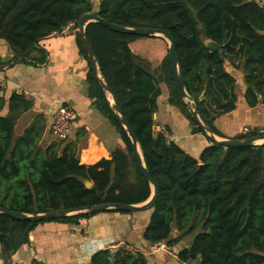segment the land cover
I'll use <instances>...</instances> for the list:
<instances>
[{"label": "trees", "instance_id": "obj_1", "mask_svg": "<svg viewBox=\"0 0 264 264\" xmlns=\"http://www.w3.org/2000/svg\"><path fill=\"white\" fill-rule=\"evenodd\" d=\"M255 1L0 0V39L9 45L15 61L28 58L43 38L69 23L76 27L81 16L93 12L114 25L165 31L175 41L182 83L197 102L200 120L220 136L212 123L233 111L236 102L234 79L225 71L227 63L245 75L247 104L264 105V6ZM85 36L101 78L158 188L143 239L150 245L162 241L172 248L191 238L177 253L182 264H264V144L226 148L211 143L194 159L154 130L159 82H163L169 89V104L190 122L192 133H202L191 117L193 106L178 95L168 55L151 71L129 49L131 42L142 37L116 33L99 23L88 24ZM204 39L221 50H208ZM78 43L88 58L82 42ZM86 78L90 97L116 130L122 148L114 150L110 160L83 166L72 144L60 153V142L42 151L34 127L14 140L15 122L30 103L13 94L8 115L0 117V208L33 215L103 204L139 205L150 198L152 188L139 170L129 137L91 70ZM2 106L0 98V111ZM258 135L252 131L233 139ZM101 212L130 213L106 210L52 221L77 224ZM47 221L51 220H14L0 213V245L16 252ZM90 264L147 262L138 252L104 250L94 254Z\"/></svg>", "mask_w": 264, "mask_h": 264}, {"label": "crops", "instance_id": "obj_2", "mask_svg": "<svg viewBox=\"0 0 264 264\" xmlns=\"http://www.w3.org/2000/svg\"><path fill=\"white\" fill-rule=\"evenodd\" d=\"M258 1L264 6V0ZM78 40L77 27L66 33H54L40 40L28 58L14 61L11 48L0 39V98L3 100L0 117L8 115L9 99L13 94L24 97L30 103V108L16 120L14 140L29 127H34L39 132L37 145L44 151L59 142L50 131L54 111L60 106L71 108L76 118L71 124L68 138L59 143L58 153L65 145L72 144L79 164L90 166L101 160H110L111 153L122 148V143L114 127L99 112L89 95L86 78L89 70L96 76L89 58L81 53ZM150 40L154 39H136L129 44V49L146 61L151 71H156L168 55L169 44L167 46L165 39ZM96 68L97 78L102 79L97 65ZM225 71L234 79L236 102L233 111L213 121L212 126L220 135H214L217 140L233 139L241 135L245 127L253 131L264 128V105L259 103L250 107L247 104L243 71L240 68L233 69L228 63ZM159 88L160 95L153 115L154 130L160 127L167 129L173 138L172 142L197 159L211 142L203 133H192L190 122L169 104L167 85L159 82ZM103 93L110 102L111 96ZM150 212H101L81 219L77 224L52 220L43 222L29 234L28 244L11 255V263L34 264L41 261L45 264H90L94 254L104 251L108 243L122 241L133 252L142 254L147 264H182L177 260V253L189 245L191 238L189 243L181 241L170 248L171 254L151 252V245L143 239Z\"/></svg>", "mask_w": 264, "mask_h": 264}, {"label": "water", "instance_id": "obj_3", "mask_svg": "<svg viewBox=\"0 0 264 264\" xmlns=\"http://www.w3.org/2000/svg\"><path fill=\"white\" fill-rule=\"evenodd\" d=\"M90 23H99L108 29L120 33V34H126V35H134L138 37H162L164 38L169 46H168V59L169 64L171 68V72L174 79V84L176 87V90L178 92V95L180 98L186 102H189L193 108H189L190 114L194 122L196 123L197 127L201 130V132L209 139L211 143H214L218 146L226 147V148H245V147H254V146H260L264 144V135H258L254 137H249L245 139H227V140H217L214 135L210 132L209 128L202 123L198 116V109H197V102L192 100L186 93L184 85L182 83L181 74L179 72L178 64H177V58H176V52H175V41L171 37V35L165 31L161 30H155V29H140V28H126L118 25H114L112 23H109L103 19H101L96 13H89L86 15L81 16L76 23L77 27V34L80 37V40L83 44L84 49L86 50L87 56L89 58V61L93 67L94 74L96 76V79L101 86L102 90L106 93H108L111 96V101L108 102L114 116L116 117L119 124L122 126L124 131L126 132L127 136L129 137L131 144L133 146L134 156L137 161L139 170L144 177V179L150 184L152 188V193L150 198L142 205H122V204H115V205H97V206H91V207H85L81 209H74V210H65L61 209L58 211H52L47 212L44 214H33L28 215L24 213H17L8 211L5 209L0 208V213L11 218L14 220H20V221H29V222H42L45 220H53V219H60L64 217H68L71 215L76 214H90L93 212H99V211H106V210H116V211H125V212H135V211H144L149 210L154 205L158 198V188L156 183L151 179L147 169L145 168L142 160L141 153L139 151L136 138L127 124L124 117L121 115L119 110L117 109L115 102L112 98L111 92L108 89L107 85L104 83L102 79L97 78V68H96V62L93 56V53L89 47V44L86 40L85 36V28ZM205 47L212 51V52H218L221 50V47L216 44L215 42L211 40L204 39L203 41ZM85 187L87 189L91 188L90 182H85ZM11 255H13V252H9L4 246L0 245V261L1 264H12L11 263Z\"/></svg>", "mask_w": 264, "mask_h": 264}, {"label": "built area", "instance_id": "obj_4", "mask_svg": "<svg viewBox=\"0 0 264 264\" xmlns=\"http://www.w3.org/2000/svg\"><path fill=\"white\" fill-rule=\"evenodd\" d=\"M87 1L96 2L98 0H87ZM255 2L259 6H261L258 0H256ZM74 27H75L74 24L69 23L67 26L63 27L59 33H66ZM75 118H76V114L71 108L65 107V106L58 107L54 111L53 116H52V123H51V128H50L52 136L59 142L65 141L69 136L70 127H71L72 122L75 120ZM252 131L253 130L249 129L248 127H245L241 130V135H247L251 133ZM157 132L162 134L166 138L167 142L173 141L172 136L169 135V133H167L163 127L158 128ZM257 133L259 135H264V128H260L259 130H257ZM104 250L110 252L111 254L117 251H121V250L127 251V252L128 251L133 252L132 248L122 241L110 242L106 245ZM150 251L153 253L163 251L167 254H171L170 247L167 246L165 242H162V241L151 245ZM34 264H45V263L41 261H37Z\"/></svg>", "mask_w": 264, "mask_h": 264}, {"label": "rangeland", "instance_id": "obj_5", "mask_svg": "<svg viewBox=\"0 0 264 264\" xmlns=\"http://www.w3.org/2000/svg\"><path fill=\"white\" fill-rule=\"evenodd\" d=\"M260 2V1H259ZM261 4V3H260ZM143 39H147V38H145V37H142ZM150 39H164V38H162V37H153V38H150ZM154 40H150V41H154ZM166 41V40H165ZM166 43H167V46H168V42L166 41ZM155 51V48H153L152 49V52H154ZM176 236V235H175ZM185 241L187 242V243H189V241H190V238H188V239H185Z\"/></svg>", "mask_w": 264, "mask_h": 264}]
</instances>
